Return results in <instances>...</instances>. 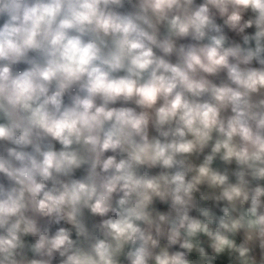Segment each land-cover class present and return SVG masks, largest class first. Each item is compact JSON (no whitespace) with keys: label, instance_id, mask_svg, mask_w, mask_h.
Listing matches in <instances>:
<instances>
[{"label":"clouds","instance_id":"1","mask_svg":"<svg viewBox=\"0 0 264 264\" xmlns=\"http://www.w3.org/2000/svg\"><path fill=\"white\" fill-rule=\"evenodd\" d=\"M0 264H264V0H0Z\"/></svg>","mask_w":264,"mask_h":264}]
</instances>
